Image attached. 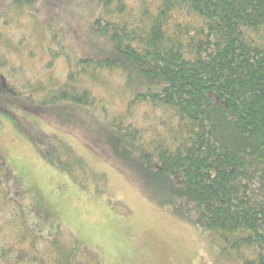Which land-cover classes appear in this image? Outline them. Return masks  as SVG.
Masks as SVG:
<instances>
[{
    "label": "trees",
    "instance_id": "16d2710c",
    "mask_svg": "<svg viewBox=\"0 0 264 264\" xmlns=\"http://www.w3.org/2000/svg\"><path fill=\"white\" fill-rule=\"evenodd\" d=\"M128 1L97 0L90 30L111 53H70L47 21L55 43L46 48L49 61L65 63L58 84L40 78L23 92L0 73V100L26 111H90L112 156L147 197L223 242L242 264H264V0ZM116 71L126 107L101 121L94 112L106 106L92 87ZM142 107L163 118L140 125L134 112ZM34 138L62 170L79 165L67 162L73 151L57 136ZM5 182L0 178V264H100L92 251L59 243L57 231L35 232ZM8 223L13 230H5Z\"/></svg>",
    "mask_w": 264,
    "mask_h": 264
},
{
    "label": "rangeland",
    "instance_id": "374dc122",
    "mask_svg": "<svg viewBox=\"0 0 264 264\" xmlns=\"http://www.w3.org/2000/svg\"><path fill=\"white\" fill-rule=\"evenodd\" d=\"M34 1L28 7L0 0V55L5 51L0 73L13 86L26 92L24 87L40 78L57 85L65 71L62 58L49 61L46 48L55 43L47 21L70 53H111L109 44L90 30L97 0ZM92 90L106 106L94 112L99 120L124 112L127 94L120 72L108 73ZM0 104V178L7 179L8 193L19 201L35 232L57 231L59 243L72 244L79 254L92 251L100 264H242L223 242L211 241L143 193L135 174L112 156L102 125L90 111L70 105L26 111ZM154 115L163 118L149 107L134 112L143 126L151 125ZM41 132L69 145L73 154L67 162L79 165L67 173L47 159L35 143ZM10 229L13 225L5 224Z\"/></svg>",
    "mask_w": 264,
    "mask_h": 264
}]
</instances>
